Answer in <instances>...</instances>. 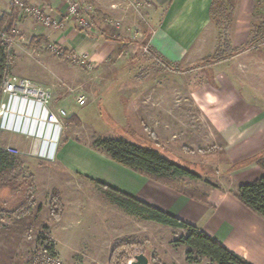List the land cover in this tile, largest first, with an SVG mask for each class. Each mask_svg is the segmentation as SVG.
Returning a JSON list of instances; mask_svg holds the SVG:
<instances>
[{"label": "rangeland", "instance_id": "rangeland-1", "mask_svg": "<svg viewBox=\"0 0 264 264\" xmlns=\"http://www.w3.org/2000/svg\"><path fill=\"white\" fill-rule=\"evenodd\" d=\"M82 1L90 7L93 30L81 31L104 39H122L128 45L123 55L114 52L102 65L93 64L88 71L78 63L68 64L44 48L32 47L33 37L23 27L15 40H9L12 76L29 79L49 90L53 108H63L68 113L59 152L77 141L85 147L91 146L94 137L122 138L145 147L158 145L164 155L203 177L200 181L188 180L201 194L209 188L205 181L234 187L235 167L229 164L224 141L210 121L200 116L198 95L207 91L213 99L214 80L219 72L210 59L224 42L240 48L254 39L258 26L264 23V0H257L259 6L248 15L239 12L241 0H213L207 30L194 39L188 54L178 63L166 62L150 44L152 27L169 6L154 8L145 0H140L141 5L135 4V0ZM175 11L176 8L169 12L168 19ZM255 46L258 48L251 49V46L230 57L234 60L233 70H224L226 77L252 81L261 78L262 73L247 68L261 61L264 55V39ZM80 94L87 98L85 106L77 102ZM127 97H132V101ZM73 117L80 124L71 120ZM32 143L23 135L0 132V147L17 156L28 168L26 179L0 190V207L14 211L27 202L29 184H25L31 175L35 178L32 214L19 221L0 213V264H30L42 238L55 244L67 264H110L115 241L124 239L142 243L150 259L157 255L158 261L151 264H214L196 253L193 255L196 262L189 263L190 249L178 244L185 232L166 230L127 214L114 206L93 182L88 180L86 185L80 179L66 183L62 181L65 171L53 166L55 172L48 174L46 166L53 163L31 156ZM76 168L88 170L79 163ZM47 174L45 183L41 177ZM36 175L44 186L35 198ZM51 184L59 189L64 186L65 208L58 222L52 220L49 212V198L54 188L48 194L46 188ZM108 223L113 228L108 230ZM141 253L138 246L124 250L118 264H128L133 255Z\"/></svg>", "mask_w": 264, "mask_h": 264}, {"label": "crops", "instance_id": "crops-1", "mask_svg": "<svg viewBox=\"0 0 264 264\" xmlns=\"http://www.w3.org/2000/svg\"><path fill=\"white\" fill-rule=\"evenodd\" d=\"M26 1L29 6L39 8L44 16L53 21H59L65 16L66 5L58 0ZM77 2L85 4L82 0ZM145 2L154 8L169 6L168 11L162 13L163 16L158 17L157 23L152 27L150 44L166 62H180L181 58L188 54L194 39L201 37L207 30L211 21L210 9L213 0H145ZM256 3L257 0H241L239 12L248 15L254 11ZM179 5L181 6L178 9ZM175 8L177 12L175 11L168 19L169 12ZM11 10L12 0H0V18ZM165 24L167 26H164ZM17 26L18 31L23 27L31 37L44 36L52 45L68 49L73 55H86L95 66L102 65L112 53H118L120 48L117 42L106 40L108 37L104 39L103 36L84 33L73 23H66L63 29L36 25V22L22 11ZM233 42L236 43L234 40ZM235 47L237 46L233 45V48ZM257 48L258 46H254L251 49ZM258 51L261 52L259 49ZM233 62V58H228L215 64L219 75L214 80L215 89L211 94L213 99L209 98L207 91L198 95L200 116L210 121L214 131L224 141L229 164L235 167L232 172V180L236 184L234 187L205 181L209 186L208 189H203L204 194L209 196L207 204L182 195L114 162L104 152L96 150L92 144L85 147L78 141L60 149L56 162L50 167L46 166L48 174L61 169L66 175L62 181L66 183L78 182L81 179L82 183L87 185V179H92L108 185L199 228L251 264H264V218L252 212L234 194L239 186L264 176V170L259 163V159L264 157V55L257 64L247 66L248 70L262 73L261 78L256 81L226 77L224 70L228 68L233 70ZM127 98L131 100L132 97ZM75 162L88 170L76 168L78 163ZM48 174L41 177L45 183ZM40 182L36 175L35 198L39 189L44 186L43 183L41 186ZM54 187L51 184L46 188L47 194ZM63 187L60 189L65 202ZM152 223L166 230L185 232L182 229ZM108 224L109 230L112 224ZM104 237L109 239V236L103 235ZM57 252L59 253L58 250ZM61 254L62 252L59 253L62 257Z\"/></svg>", "mask_w": 264, "mask_h": 264}, {"label": "trees", "instance_id": "trees-1", "mask_svg": "<svg viewBox=\"0 0 264 264\" xmlns=\"http://www.w3.org/2000/svg\"><path fill=\"white\" fill-rule=\"evenodd\" d=\"M15 1H22L27 4L26 0H12L11 12L4 14L0 18V98L2 96L4 83L10 76H12L14 68L11 60V43H9V40L13 41L17 38L15 31L17 30L20 9L15 6ZM259 4L260 3L258 2L257 6H259ZM253 37L254 39L247 46L240 48H233L229 42L220 44L219 50L213 58L210 59L211 63L216 64L224 61L246 51L251 46H255L258 41L264 39V23L258 26ZM106 40H111L121 45L118 50L119 55H123L126 52L128 45L122 39L109 37ZM31 41L32 47L44 48L49 54L57 56L68 64H73L71 59L73 54L68 49L52 45L44 36H34ZM54 48L62 54L55 53ZM71 120H75L80 124L76 117H73ZM152 136L155 137L153 133ZM93 147L96 150L104 152L114 162L126 168L139 172L149 179L173 189L182 195L206 204L208 203L209 196L201 194L190 184V182H188V180H202V177L196 172L188 169L185 165L175 161L173 157L164 155L161 150L162 147L158 145L145 147L122 138L94 137ZM259 163L262 168H264V157L259 159ZM27 174L28 168L26 165L19 161L17 156L11 154L7 149L0 147V190L26 179ZM34 179V176L31 175L29 183L25 184L26 186L29 184L27 188L29 193L28 201L20 204L14 209V211H8L0 207V213H4L10 217H16L19 221L30 216L32 214V209L35 206L33 192L35 191ZM87 180L93 182L97 189L104 192L114 205L127 214L163 226L184 230L186 234L178 240V244L190 249L187 253V261L189 263L196 262L193 259V255L196 253L201 257L210 259L214 264H251L199 228L189 225L160 209L139 201L108 185L92 179ZM234 194L247 208L264 218V176L254 182L239 186ZM64 208L62 192L59 188H54L49 198V212L52 220L57 222L60 221L64 214ZM41 210L42 206L39 207V212ZM51 244L52 248L56 249L55 244L52 242ZM135 246L140 247L142 253L148 256L142 243H138L131 239L118 240L114 243L110 264H118L121 257L120 253ZM151 261H155L156 263L158 261V256L153 255V258L150 259V264Z\"/></svg>", "mask_w": 264, "mask_h": 264}, {"label": "built area", "instance_id": "built-area-1", "mask_svg": "<svg viewBox=\"0 0 264 264\" xmlns=\"http://www.w3.org/2000/svg\"><path fill=\"white\" fill-rule=\"evenodd\" d=\"M58 1L66 5L65 16L59 21H53L44 16L40 9L33 8L22 1H15V6L32 17L34 21L47 27L63 29L66 23H73L82 31L93 30L89 6L82 5L77 0ZM134 3L142 4L140 0H135ZM18 32L17 29L15 33L18 34ZM54 52L61 53L55 48ZM71 59L88 71L93 68L92 62L86 55H72ZM77 102L79 106H85L87 98L84 94H80ZM52 103V92L29 79L17 76H10L5 81L0 98V132L20 134L31 140L33 147L30 155L45 163L56 162L64 123L68 118L65 109H55ZM42 239L30 264H67L57 250L52 248L51 242L48 243L46 238ZM135 257L136 255H133L128 264H132Z\"/></svg>", "mask_w": 264, "mask_h": 264}, {"label": "water", "instance_id": "water-1", "mask_svg": "<svg viewBox=\"0 0 264 264\" xmlns=\"http://www.w3.org/2000/svg\"><path fill=\"white\" fill-rule=\"evenodd\" d=\"M132 264H150V259L144 253L136 255L135 261Z\"/></svg>", "mask_w": 264, "mask_h": 264}]
</instances>
